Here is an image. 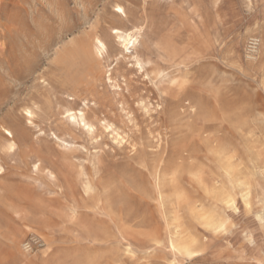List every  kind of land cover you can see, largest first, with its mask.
<instances>
[{
	"label": "rangeland",
	"instance_id": "374dc122",
	"mask_svg": "<svg viewBox=\"0 0 264 264\" xmlns=\"http://www.w3.org/2000/svg\"><path fill=\"white\" fill-rule=\"evenodd\" d=\"M112 27L139 28L134 53ZM262 68L264 0H0V264H168L175 236L198 251L178 264H264ZM189 75L200 85L157 115Z\"/></svg>",
	"mask_w": 264,
	"mask_h": 264
},
{
	"label": "bare ground",
	"instance_id": "6f19581e",
	"mask_svg": "<svg viewBox=\"0 0 264 264\" xmlns=\"http://www.w3.org/2000/svg\"><path fill=\"white\" fill-rule=\"evenodd\" d=\"M116 6L117 7H120L121 8V6L120 5H117L116 4ZM124 11V10H123ZM122 13V12H121ZM127 16V15H126ZM141 28V27H140ZM112 29H113V33H114V37L117 39V41L119 42V44L122 46V48L124 49V50H127V52H128V50L130 51V53H134V49H135V46H136V44L138 43V41H139V37H140V32H139V28H132V29H128V28H124V27H112ZM96 37V36H95ZM96 39V48H97V50L100 52V53H102L101 51H103V50H106V45H105V42L101 39V38H99V37H97V38H95ZM122 48H121V51H122ZM133 51V52H132ZM104 52V51H103ZM124 53V52H123ZM126 54V53H125ZM128 54V53H127ZM124 55V54H123ZM132 55V54H131ZM129 56H130V54H129ZM129 56H128V58H129ZM132 58L135 60V63L134 64H139L140 65V67H142L143 65L141 64V60L139 59V57L136 55V54H133L132 55ZM143 69V68H142ZM142 71V70H141ZM143 72V71H142ZM110 74V73H109ZM111 75V74H110ZM109 78H110V76H109ZM108 78V79H109ZM115 81V80H114ZM115 84H116V81H115ZM117 85V84H116ZM118 86V85H117ZM82 108V107H81ZM21 109V108H20ZM24 111H25V118L28 120V122L29 121H31V122H29V123H34V117H35V112H34V110L32 109V107H25L24 108ZM66 112H67V120L69 121V119H76V120H80V122H82L83 123V125L84 126H86L87 127V130L89 131V132H91V131H93V129L91 130V128H93V124L88 120V118L86 117V115H85V112H84V110L83 109H77V110H74V109H71V108H67L66 109ZM28 113H31V116H29L28 115ZM23 114V113H22ZM14 118V117H13ZM66 119V118H65ZM10 122V121H9ZM104 123V122H103ZM106 124H107V122H106ZM105 124V125H106ZM7 125V124H6ZM9 125V124H8ZM78 126V125H77ZM112 126V125H111ZM10 127V126H9ZM9 127H6V126H3V128L6 130V132H5V143H4V145H3V149L4 150H6V152H8V153H13V152H15L16 151V149L18 148V142H17V137H16V135L13 133V131L9 128ZM108 127V126H107ZM13 128V127H12ZM1 129V128H0ZM106 129V128H105ZM113 129H114V127H113ZM35 130H36V127H35ZM16 131V130H15ZM34 131V130H33ZM118 131V130H117ZM114 132V131H113ZM8 133H11V135H8ZM118 133V132H117ZM6 134H7V136H6ZM49 136V135H48ZM117 136H119L118 134H117ZM54 137H55V139L56 140H62V139H60L59 138V136L58 135H54ZM123 137V136H122ZM3 139V138H2ZM49 139V138H48ZM120 139V138H119ZM122 139V138H121ZM36 140V139H35ZM116 140V139H115ZM120 142H121V140H119ZM58 142V141H57ZM61 142H63V141H61ZM31 162H33L31 165H33V167L35 168V169H39L40 168V166H41V161L39 160V159H36L35 161L33 160V161H31ZM27 165V164H26ZM30 165V166H31ZM43 165V164H42ZM32 167V168H33ZM45 167V166H44ZM0 168H1V166H0ZM225 168V167H224ZM47 171V170H46ZM49 171V173H48V175H50L51 177H54V174H53V172L52 171H50V170H48ZM255 176V175H254ZM85 180V179H84ZM84 180H82V181H84ZM90 181V180H89ZM91 182V181H90ZM89 182V183H90ZM88 183V182H87ZM89 183H88V185H89ZM241 183H243V182H241ZM248 183V182H247ZM82 184V183H81ZM246 184V183H245ZM83 185V184H82ZM91 185H92V182H91ZM90 185V186H91ZM92 187V186H91ZM94 187V186H93ZM246 188V187H245ZM91 189V188H90ZM240 190H241V188H240ZM27 191V190H26ZM247 193V192H246ZM179 194V193H178ZM177 194V195H178ZM226 194V193H225ZM176 198H177V196H176ZM233 198H234V196H233ZM242 199V198H241ZM235 200V199H234ZM224 201V200H223ZM196 212H194V214H195ZM259 214V213H258ZM257 214V215H258ZM76 215V214H75ZM206 216V215H205ZM213 216V215H212ZM211 216V217H212ZM197 217H198V215H197ZM44 219V218H43ZM176 219V218H175ZM201 220H203V219H201ZM213 220H214V218H213ZM212 220V224H213V222L215 221H213ZM226 220V219H225ZM221 221V220H220ZM210 222H211V219H210ZM42 223V222H41ZM206 223V222H205ZM219 223V222H218ZM211 224V225H212ZM217 224V223H216ZM221 225V223L219 224V226ZM217 226H218V224H217ZM209 227V226H208ZM178 228V227H177ZM26 229V228H25ZM34 229V228H33ZM32 229V230H33ZM27 230H28V228H27ZM31 230V229H30ZM175 230V229H174ZM179 230V229H178ZM35 231H36V229H35ZM216 231V230H215ZM33 232V231H32ZM173 232H176V231H173ZM178 232V231H177ZM38 233V232H37ZM36 233V234H37ZM183 233V232H182ZM38 234H40V233H38ZM181 234V233H180ZM174 235H175V233H174ZM178 236H179V234H178ZM192 236V235H191ZM171 237V236H170ZM185 237H187V236H185ZM38 238V237H37ZM175 238H177L176 236L174 237V238H172L173 239V241H174V239ZM179 238V237H178ZM177 238V239H178ZM191 238H193V237H191ZM179 239H181L182 240V238H179ZM180 240V241H181ZM13 241H14V239H13ZM43 241V240H42ZM155 241H157V240H155ZM173 241H171V242H169L170 243V247H171V250H172V252H174V254L172 253V258H169V261H167L168 262V264H178L179 262H178V260H176V257L174 256L175 255V252H177V253H181V254H183L184 256H191V255H193V252H195V250H193L192 248H191V246H190V244H186V243H179V244H176L175 242H173ZM15 242V241H14ZM195 243H196V240L194 241ZM193 243V242H192ZM195 243H193L192 245H194ZM199 243H201L200 241L198 242V244ZM17 244H18V242H17ZM28 243L26 242V243H22V245L25 247V248H27L28 247V245H27ZM16 246V245H15ZM23 247V248H24ZM203 247V246H202ZM196 248V247H195ZM30 249V248H29ZM16 250H17V248H16ZM19 252V251H18ZM14 253V252H13ZM196 253H198V251L196 252ZM18 254V253H17ZM22 255H23V253H22ZM21 256V255H20ZM177 256V255H176ZM22 259V258H21ZM20 259V260H21ZM25 259V258H24ZM28 259V258H27ZM31 259V258H30ZM34 260V259H33ZM16 262L18 263L19 262V260H16ZM22 262H24V261H22ZM27 262V261H26ZM20 263V262H19ZM32 263V262H31ZM28 264H30V263H28ZM34 264H35V261H34Z\"/></svg>",
	"mask_w": 264,
	"mask_h": 264
},
{
	"label": "snow or ice",
	"instance_id": "6c2138e0",
	"mask_svg": "<svg viewBox=\"0 0 264 264\" xmlns=\"http://www.w3.org/2000/svg\"><path fill=\"white\" fill-rule=\"evenodd\" d=\"M220 0H217V3H219ZM117 12H122L123 9L120 7L116 8ZM234 60L235 58L232 57ZM225 66L228 67L227 61H225ZM139 67V65H137ZM230 67L234 70V72L237 73H243L244 68L241 66H238L236 63H232ZM194 71V70H193ZM262 71H264V68H262ZM147 79V77H145ZM172 88L165 91L161 99L156 102L155 105H153V110L160 109L159 112H157V115H161L163 112L167 111V103L171 102L173 100L175 101H182L186 98V95L189 90L194 89L200 85V81L196 80L194 76L189 75L183 82L179 80H172ZM225 89L220 90V95H224ZM163 105V107H162ZM193 112H196L197 109L193 108ZM29 116H31V113H28ZM31 122V121H29ZM8 135H11V133H8ZM4 169L0 168V172H3ZM260 186L261 190L264 191V167L260 169ZM244 198V207L241 208L240 204L233 200L230 196L227 197L224 201V203L227 205L223 210L222 214L223 216L229 218L226 220H222L221 225L217 227L216 231L220 232L224 230V227L229 223H233V227H236L237 223L240 220V217L244 216L246 213V210L250 209V204L248 202V196L247 194H243ZM262 204H264V198H262ZM248 216H252V212H247ZM255 220L259 221V231L261 233V243H262V249H264V212H261L260 215L255 216ZM249 243L255 246V241L249 240ZM193 255H198V253L193 252Z\"/></svg>",
	"mask_w": 264,
	"mask_h": 264
}]
</instances>
